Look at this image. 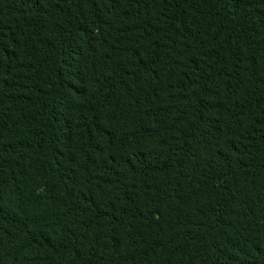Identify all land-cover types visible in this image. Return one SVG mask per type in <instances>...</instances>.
<instances>
[{
  "label": "trees",
  "instance_id": "16d2710c",
  "mask_svg": "<svg viewBox=\"0 0 264 264\" xmlns=\"http://www.w3.org/2000/svg\"><path fill=\"white\" fill-rule=\"evenodd\" d=\"M0 264H264V0H0Z\"/></svg>",
  "mask_w": 264,
  "mask_h": 264
}]
</instances>
